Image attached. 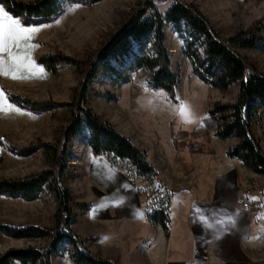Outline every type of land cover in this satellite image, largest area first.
<instances>
[{
	"label": "trees",
	"instance_id": "16d2710c",
	"mask_svg": "<svg viewBox=\"0 0 264 264\" xmlns=\"http://www.w3.org/2000/svg\"><path fill=\"white\" fill-rule=\"evenodd\" d=\"M102 1L0 0V6L27 27L51 23L69 5L93 6ZM167 26H171L182 41V55L197 79L219 92H227L237 85L234 101H214L207 108L206 116L214 123L212 136L215 139L236 140V144L226 151V156L239 160L251 173L264 176V150L255 132L264 119V74L249 66L237 53L245 49L264 50V40L258 36L262 30L250 27L222 39L192 6L173 2L161 11L154 2L146 1L93 57L78 60L55 52L36 58L35 63L53 76L58 75L59 67L70 66L84 75V81L74 101L63 104L68 126L63 130L62 139L39 143L23 151H42L47 169L21 179H0L2 196L33 202L46 195L55 204L53 229L2 226L0 232L14 240L49 238V245L44 251L32 247L9 249L0 255V264H51L52 256L60 250L66 252L74 264H112L94 257L71 227L75 217L73 199L70 190L64 186V178L70 146L80 136L84 137L94 157L104 158L138 185L145 220L159 226L168 239L173 192L159 180L156 169L146 160L142 150L87 107L89 87L100 76L108 78L114 86H120L130 82L129 74L138 71L148 74L146 86L149 90L162 91L170 101L177 103L176 91L181 79L179 73L171 69L166 46ZM4 92L11 104L33 114H41L53 105L38 103L5 89ZM2 141L0 137V147H4ZM77 207L87 209L86 204Z\"/></svg>",
	"mask_w": 264,
	"mask_h": 264
},
{
	"label": "rangeland",
	"instance_id": "374dc122",
	"mask_svg": "<svg viewBox=\"0 0 264 264\" xmlns=\"http://www.w3.org/2000/svg\"><path fill=\"white\" fill-rule=\"evenodd\" d=\"M146 1L150 0H104L93 6L73 4L67 6L51 23L30 26L37 29L29 41L30 49L28 51V62L34 64V67L31 70L23 68L16 72V78H13L12 75L11 80L5 83L6 88L29 100L46 104L50 102L53 105L41 114H33L14 106V113L9 117L0 118V137L3 138L4 144V147H0V179H21L47 169L42 151L38 149L28 151V153L23 151L39 143H54L62 139L63 130L68 126L67 113L63 104L74 101L81 90V83L84 81V75L76 72L70 66L59 67L58 75L53 76L35 63L36 58L55 52L78 60L93 57L103 44L119 31L139 5ZM151 1L161 11H164L173 2L192 6L207 19L222 39L252 27L262 30L258 36L264 40V0ZM165 32L171 69L173 72L179 73L181 79L180 87L176 91L175 100L177 103L170 101L162 91L149 90L146 86L148 74L145 71L129 74L130 82L120 86H114L108 78L100 76L90 85L87 94V107L103 120L112 124L133 145L135 144L129 138H131L130 135H135V124L140 127L158 125L160 136L165 137L173 112L179 117L183 116L180 112L182 106H186L189 110L191 122H187V120L186 122L192 128L193 126L197 128L201 124L206 131L213 129L212 132H214V123L211 120H206L207 108L214 101L232 102L237 94V85L230 87L227 92H219L197 79L192 74L189 62L182 55V41L179 36L171 26H167ZM237 53L249 66L264 74V50L245 49L238 50ZM114 119L116 122H113ZM116 123L122 126L120 128L122 132ZM255 132L264 150V119L262 125L255 128ZM135 139L143 143L146 149H149V155H153V160L158 163L162 162L161 157L153 152L154 146L143 132L140 134V138ZM222 144L226 147L229 146V143ZM135 146L144 152L145 157L147 156L144 149ZM93 159L98 158L94 157L87 149L83 136L71 144L64 186L71 192L75 219L82 212L93 207L99 200L98 194L89 180V163ZM247 172L250 175L241 176L242 187H247L249 190L256 188L262 176ZM245 196L249 195L244 194ZM79 204H86L87 209L84 211L79 209L77 207ZM256 206H259L261 211L263 210L264 215V199L260 202L255 200L254 207L256 208ZM54 212L55 204L46 195L33 202L0 195V228L2 226L24 227L30 225L53 229L55 227ZM80 218V222L75 225L78 230L77 234L73 231L78 237V234L86 235L80 236L82 238L79 237L83 244L90 246L94 243L91 248L92 252L88 250L94 257L108 260L112 264H155L156 261H151L149 254L140 251L143 248L142 245L136 247L128 244L127 254L124 258L122 255L114 257V251L108 250L103 245V234L100 227H90V221L86 216ZM88 233H90L89 236H87ZM150 235L147 240L148 244L151 240H156L154 232ZM49 242V238L18 241L6 237L0 232V255L9 249L27 247L44 251ZM133 247L137 248L139 253L135 254ZM58 256L56 259H51V264H74L66 252L60 250ZM108 257L113 258L107 259Z\"/></svg>",
	"mask_w": 264,
	"mask_h": 264
},
{
	"label": "crops",
	"instance_id": "0c3cea01",
	"mask_svg": "<svg viewBox=\"0 0 264 264\" xmlns=\"http://www.w3.org/2000/svg\"><path fill=\"white\" fill-rule=\"evenodd\" d=\"M28 44L30 47V42ZM29 49L20 53L24 63H29ZM0 55L7 59L6 54ZM11 77V71L5 76L0 70V93L3 94L0 96V118L14 113V105L4 92L7 90L5 83ZM116 125L120 130L122 126ZM134 129L135 135H130L131 138L124 135L145 150L159 180L173 192L168 239L159 226L145 220L138 185L100 157L89 163L88 172L99 200L93 207L83 210L79 218L74 217L71 227L75 233L80 217L86 216L90 227H100L103 245L114 251V257L122 255L124 258L127 245L132 244L142 245L140 251L149 254L155 264H264V215L259 206L254 207L255 200L264 199V176L256 188L242 187L241 176L250 175L249 170L239 160L226 156V151L236 144V140H217L212 136L213 129L206 131L201 124L192 128L184 116L179 117L175 112L165 137L160 136L158 125L140 127L135 124ZM142 132L162 162L153 160L149 149L135 139L140 138ZM222 143H229V146ZM244 194L249 196L244 197ZM238 201L249 203L252 211L242 208ZM152 232L156 240L148 244ZM92 244L84 243V247L92 252ZM134 252L139 253L137 248ZM58 255L52 258H58ZM110 258L113 257L107 259Z\"/></svg>",
	"mask_w": 264,
	"mask_h": 264
},
{
	"label": "snow or ice",
	"instance_id": "6c2138e0",
	"mask_svg": "<svg viewBox=\"0 0 264 264\" xmlns=\"http://www.w3.org/2000/svg\"><path fill=\"white\" fill-rule=\"evenodd\" d=\"M36 31L35 27L23 26L19 18H14L3 6H0V54L7 55V59L4 55H0V70H2L3 75L7 76L11 71L13 78H16V72L23 68L31 70L34 67L31 62L24 63L20 53L27 52L28 42ZM2 95L0 93V96ZM180 112L187 122H191L190 113L186 106H182Z\"/></svg>",
	"mask_w": 264,
	"mask_h": 264
},
{
	"label": "built area",
	"instance_id": "2783aa9c",
	"mask_svg": "<svg viewBox=\"0 0 264 264\" xmlns=\"http://www.w3.org/2000/svg\"><path fill=\"white\" fill-rule=\"evenodd\" d=\"M238 205H240L244 209H249L252 211V207L249 203H246L244 201H238Z\"/></svg>",
	"mask_w": 264,
	"mask_h": 264
}]
</instances>
